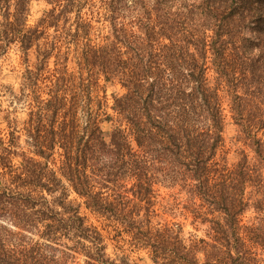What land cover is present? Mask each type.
<instances>
[{"label": "trees", "instance_id": "1", "mask_svg": "<svg viewBox=\"0 0 264 264\" xmlns=\"http://www.w3.org/2000/svg\"><path fill=\"white\" fill-rule=\"evenodd\" d=\"M45 1L0 0V264H262L264 0Z\"/></svg>", "mask_w": 264, "mask_h": 264}, {"label": "rangeland", "instance_id": "2", "mask_svg": "<svg viewBox=\"0 0 264 264\" xmlns=\"http://www.w3.org/2000/svg\"><path fill=\"white\" fill-rule=\"evenodd\" d=\"M50 6L46 3L45 0H31L30 2V14L28 17L29 23L34 24L36 20L46 11ZM34 56H30V63H33ZM25 65L22 63L19 52H17L14 48H11L5 54L0 56V127L5 126V122L3 121V116L10 112L11 118H16L18 121H22L25 118V109L14 101L12 94H17L18 88L20 86V75L24 71ZM121 92L118 86H110L106 87V94L109 100V104L111 103V95ZM103 130L106 131L108 129L107 124H103ZM227 135L234 136L236 134V127L233 125H229L227 127ZM235 153H230L228 155L229 162L234 161ZM264 174V170H263ZM175 192L168 189L160 190V198L167 197L168 194ZM74 198V195L71 196ZM179 200H184V196H178ZM84 213V209L82 210ZM163 220L173 221L180 223L182 225V231L184 237H189L191 234H197L200 237H203L207 231V227L204 224H194L192 222V217L190 214H165L162 217ZM93 221V218H91ZM114 242L109 243L108 251L113 256V247ZM123 253L126 254L131 262V264H153L150 260L147 253L143 250H133L129 252L126 249V245L122 249ZM116 253H119V250H116ZM79 264H82V261H78ZM262 264H264V258L262 260Z\"/></svg>", "mask_w": 264, "mask_h": 264}]
</instances>
